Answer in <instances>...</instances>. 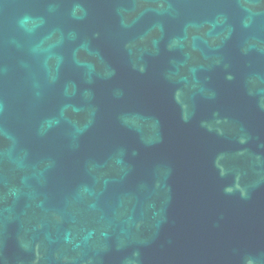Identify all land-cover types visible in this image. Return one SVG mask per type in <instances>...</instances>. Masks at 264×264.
Listing matches in <instances>:
<instances>
[{
  "label": "water",
  "instance_id": "1",
  "mask_svg": "<svg viewBox=\"0 0 264 264\" xmlns=\"http://www.w3.org/2000/svg\"><path fill=\"white\" fill-rule=\"evenodd\" d=\"M0 264H264V0H0Z\"/></svg>",
  "mask_w": 264,
  "mask_h": 264
}]
</instances>
